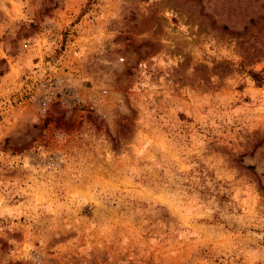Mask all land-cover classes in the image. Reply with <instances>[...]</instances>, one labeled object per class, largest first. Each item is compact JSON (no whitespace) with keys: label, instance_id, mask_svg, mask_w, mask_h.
<instances>
[{"label":"rangeland","instance_id":"1","mask_svg":"<svg viewBox=\"0 0 264 264\" xmlns=\"http://www.w3.org/2000/svg\"><path fill=\"white\" fill-rule=\"evenodd\" d=\"M263 2L0 0V264H264Z\"/></svg>","mask_w":264,"mask_h":264},{"label":"built area","instance_id":"2","mask_svg":"<svg viewBox=\"0 0 264 264\" xmlns=\"http://www.w3.org/2000/svg\"><path fill=\"white\" fill-rule=\"evenodd\" d=\"M58 83H57V81H55V80H52V78H49L47 81H46V83L44 84V87H43V92H45L44 94H42V95H40L39 97H38V99H39V105L41 106V107H45V101L47 100V98H48V96H49V94H50V90H51V88H52V85H54L55 87H57L58 85H57ZM45 90V91H44ZM46 91H47V93H49V94H47L46 93ZM104 93V92H103ZM63 94H65V92L63 91ZM57 158H51V159H49V167L50 168H54L55 166H56V163H57Z\"/></svg>","mask_w":264,"mask_h":264},{"label":"trees","instance_id":"3","mask_svg":"<svg viewBox=\"0 0 264 264\" xmlns=\"http://www.w3.org/2000/svg\"><path fill=\"white\" fill-rule=\"evenodd\" d=\"M262 6H263V8H264V2L261 4ZM261 18V17H260ZM249 22L251 23H253L254 21H252V20H249ZM250 77L252 78V80L256 83V84H258V85H262V84H264V76L262 75V74H260V73H253V72H250Z\"/></svg>","mask_w":264,"mask_h":264}]
</instances>
